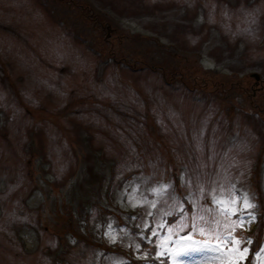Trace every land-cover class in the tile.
Listing matches in <instances>:
<instances>
[{
  "label": "rangeland",
  "instance_id": "374dc122",
  "mask_svg": "<svg viewBox=\"0 0 264 264\" xmlns=\"http://www.w3.org/2000/svg\"><path fill=\"white\" fill-rule=\"evenodd\" d=\"M258 185L264 0H0V264H245Z\"/></svg>",
  "mask_w": 264,
  "mask_h": 264
},
{
  "label": "trees",
  "instance_id": "16d2710c",
  "mask_svg": "<svg viewBox=\"0 0 264 264\" xmlns=\"http://www.w3.org/2000/svg\"><path fill=\"white\" fill-rule=\"evenodd\" d=\"M258 171L260 172V167L258 168ZM259 176H260V173H259ZM260 178L262 179V172H261ZM179 179L180 178L178 176L177 181L175 182L176 185L181 184L182 181ZM128 180H130V179L128 178ZM258 183H260V182H258ZM257 188H258L257 194H259L258 197H261L260 198L261 208L259 209V211L257 213L256 225H255V227H253L252 231L250 232L252 242L249 244V248H248L249 253H248L247 258L245 259V264H253L254 263L255 253L257 252L261 243L264 241V201H263L264 200V188H262V185H258ZM182 199L184 201L183 203L185 205V208H187V206H189L187 203V199L184 196L182 197ZM127 216L130 217L129 214ZM89 218H90V212L87 211L86 209L83 212V220H80L79 218H77L75 213L72 212V215L68 216V220L65 223V225L69 229L71 236L75 237V235H76L77 237H79V239L82 238V239L86 240L87 234H86V230L83 228V226L85 227L87 225L85 222H87L89 220ZM78 220L80 221V223ZM169 221L172 222V220H169ZM74 223L77 226V227L76 226L75 227H76V229L79 230V232H77L76 230H73L72 225ZM102 224H103V226H105L106 222L103 221ZM126 225H128V224H126ZM152 227L153 226L147 227V229L144 231V233H141V231L138 230V227H136L134 230V233L136 234L135 236H136L137 242L139 243V246L144 251H146L147 257L136 259L134 257V255L131 254V252L119 250V248L115 247L116 252L124 258V260H123L124 262L122 264H172L170 256L169 255H165V256L159 255V251H160L159 246H154L155 245L154 244L155 238L150 236V233L152 231ZM103 230H104V228H103ZM77 233L79 235H77ZM101 235H103V234L100 232V235H98V239L104 240L101 237ZM112 247L113 246H110L109 244H106L104 242H100L99 245L95 246V248L99 249L102 253L101 254L100 251H98L99 255L101 256V260H98L99 264H105V259L103 260V258H105L108 254L114 252V249Z\"/></svg>",
  "mask_w": 264,
  "mask_h": 264
},
{
  "label": "snow or ice",
  "instance_id": "6c2138e0",
  "mask_svg": "<svg viewBox=\"0 0 264 264\" xmlns=\"http://www.w3.org/2000/svg\"><path fill=\"white\" fill-rule=\"evenodd\" d=\"M219 204L221 205H230V206H235L237 205L238 203H241V201H237V200H231V201H218ZM243 206L245 209H250V208H253L254 205L252 203H250L248 201L247 198H245L243 201ZM223 211L226 213V214H233V215H236L238 217V219L240 220V224L241 226L243 225L244 223V220H243V217L239 215V211L235 208V207H229V206H225L223 208ZM249 216H251V214L249 213ZM252 219H254V217H252ZM224 239H227L226 237ZM231 242V241H229ZM238 242V241H237ZM192 250H196V249H192ZM182 254H186V253H182Z\"/></svg>",
  "mask_w": 264,
  "mask_h": 264
}]
</instances>
